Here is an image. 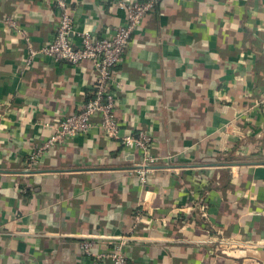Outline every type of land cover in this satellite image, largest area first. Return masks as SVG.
<instances>
[{"label":"crops","instance_id":"crops-1","mask_svg":"<svg viewBox=\"0 0 264 264\" xmlns=\"http://www.w3.org/2000/svg\"><path fill=\"white\" fill-rule=\"evenodd\" d=\"M63 1L75 47L125 20L113 0ZM137 1L153 6L112 91L119 135L146 132L160 160L145 183L140 153L97 127L31 161L92 97L94 66L38 56L24 69L60 9L0 0V264H110L81 243L96 255L129 234V264H264V0Z\"/></svg>","mask_w":264,"mask_h":264},{"label":"built area","instance_id":"built-area-1","mask_svg":"<svg viewBox=\"0 0 264 264\" xmlns=\"http://www.w3.org/2000/svg\"><path fill=\"white\" fill-rule=\"evenodd\" d=\"M55 4L60 9L59 20L55 29L54 38L48 44L34 48L28 41L26 43L27 57L23 68L31 65L38 56L51 57L56 61L77 66L81 62L89 61L94 66L95 79L92 97L85 101L80 108L65 115L56 125L51 126L52 134L41 146L35 149L31 161L36 160L48 148L63 143L69 138L83 135L93 127L100 129L111 139H119L122 148L127 152L140 153L139 160L132 172L136 173L141 182L145 183L149 172L155 171L159 159L151 151V138L146 132L137 135H119V126L115 120L116 99L112 91L115 69L120 64L130 40L142 28L143 20L151 11V1L137 0H113L114 5L125 14L122 25L116 27L108 37H95L88 31L79 33L80 45L73 46L69 41V35L73 31V18L69 7L63 0H44ZM9 27L17 29L16 21L7 19ZM257 105H264V91L260 94ZM97 120L94 123V120ZM170 157L165 158L166 167ZM132 233L135 232L133 228ZM131 234L110 238L105 251L94 254L93 242L85 240L81 243V252L86 257L95 256L98 259H106L110 264H129L126 255V247ZM225 245H232L225 242Z\"/></svg>","mask_w":264,"mask_h":264},{"label":"trees","instance_id":"trees-1","mask_svg":"<svg viewBox=\"0 0 264 264\" xmlns=\"http://www.w3.org/2000/svg\"><path fill=\"white\" fill-rule=\"evenodd\" d=\"M28 190H29V189L27 188V189H26V192H27V193H28Z\"/></svg>","mask_w":264,"mask_h":264},{"label":"water","instance_id":"water-1","mask_svg":"<svg viewBox=\"0 0 264 264\" xmlns=\"http://www.w3.org/2000/svg\"><path fill=\"white\" fill-rule=\"evenodd\" d=\"M137 168V167H136ZM158 167H154V169H157Z\"/></svg>","mask_w":264,"mask_h":264}]
</instances>
